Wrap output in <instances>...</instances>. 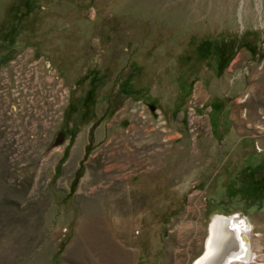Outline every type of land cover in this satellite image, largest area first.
I'll return each instance as SVG.
<instances>
[{
	"label": "rangeland",
	"instance_id": "rangeland-1",
	"mask_svg": "<svg viewBox=\"0 0 264 264\" xmlns=\"http://www.w3.org/2000/svg\"><path fill=\"white\" fill-rule=\"evenodd\" d=\"M262 165L264 0H0V264H264Z\"/></svg>",
	"mask_w": 264,
	"mask_h": 264
},
{
	"label": "bare ground",
	"instance_id": "bare-ground-1",
	"mask_svg": "<svg viewBox=\"0 0 264 264\" xmlns=\"http://www.w3.org/2000/svg\"><path fill=\"white\" fill-rule=\"evenodd\" d=\"M215 215L209 226L203 255L193 264H242L252 258V241L247 218Z\"/></svg>",
	"mask_w": 264,
	"mask_h": 264
},
{
	"label": "flooded vegetation",
	"instance_id": "flooded-vegetation-1",
	"mask_svg": "<svg viewBox=\"0 0 264 264\" xmlns=\"http://www.w3.org/2000/svg\"><path fill=\"white\" fill-rule=\"evenodd\" d=\"M256 166H257V165H256ZM256 166H254V168H256ZM261 168L264 169V165H262V166L260 167V169H261ZM259 180L262 181V182H264V175H263V176H260V177H259ZM252 181H254V180L252 179ZM253 184H256V183L253 182ZM263 186H264V184H263ZM261 190H264V187H262ZM261 193H262V192H261ZM261 193H260L261 196H260V198H258V200L260 199L261 201H264V200H263V199H264V194H261ZM247 220H248V219H247ZM248 222H249V221H248ZM249 224H250V223H249Z\"/></svg>",
	"mask_w": 264,
	"mask_h": 264
},
{
	"label": "water",
	"instance_id": "water-1",
	"mask_svg": "<svg viewBox=\"0 0 264 264\" xmlns=\"http://www.w3.org/2000/svg\"><path fill=\"white\" fill-rule=\"evenodd\" d=\"M59 137H60V139L58 140V143H60L61 141H63V139H64V137H65V134L63 133V131H62V133L59 134ZM234 215H238V216H242V217H244V216L242 215V213H236V214H234Z\"/></svg>",
	"mask_w": 264,
	"mask_h": 264
}]
</instances>
